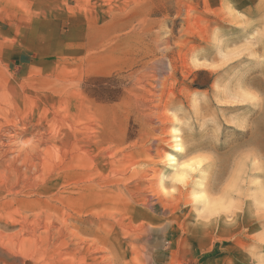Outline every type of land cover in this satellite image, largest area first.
Masks as SVG:
<instances>
[{
    "label": "rangeland",
    "instance_id": "rangeland-1",
    "mask_svg": "<svg viewBox=\"0 0 264 264\" xmlns=\"http://www.w3.org/2000/svg\"><path fill=\"white\" fill-rule=\"evenodd\" d=\"M217 4L0 0V264H246L238 230L191 229L181 198L158 199L140 168L166 131L155 114L211 83L189 76L186 59L219 22ZM164 18L166 58L154 45ZM244 114L249 130L224 156L264 149V106ZM17 138H31V151L18 152Z\"/></svg>",
    "mask_w": 264,
    "mask_h": 264
},
{
    "label": "clouds",
    "instance_id": "clouds-1",
    "mask_svg": "<svg viewBox=\"0 0 264 264\" xmlns=\"http://www.w3.org/2000/svg\"><path fill=\"white\" fill-rule=\"evenodd\" d=\"M209 14L219 22L189 51L186 69L189 76L207 73L211 83L182 91L155 114L157 130L166 131L152 138L160 150L140 168L152 173L158 199L181 198L191 229L238 230L246 264H264V149L240 144L227 156L221 152L230 137L248 132L244 111L264 106V90L251 83L264 81V0H250L244 8L238 0H218L217 11ZM154 37L157 52L166 58L172 51L167 18L159 21ZM230 50L236 54L229 56ZM32 146L31 138L14 141L22 154Z\"/></svg>",
    "mask_w": 264,
    "mask_h": 264
}]
</instances>
